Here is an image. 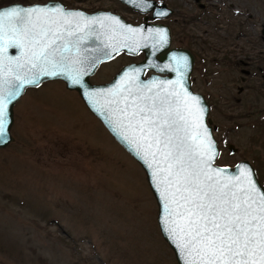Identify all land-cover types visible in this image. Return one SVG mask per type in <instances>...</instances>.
Returning <instances> with one entry per match:
<instances>
[{"label":"rangeland","instance_id":"374dc122","mask_svg":"<svg viewBox=\"0 0 264 264\" xmlns=\"http://www.w3.org/2000/svg\"><path fill=\"white\" fill-rule=\"evenodd\" d=\"M202 1V19L185 7V31L200 38L193 88L212 104L217 165L248 160L264 186V0ZM140 59L118 54L91 82ZM65 87L42 82L14 106V142L0 149V264H177L142 166Z\"/></svg>","mask_w":264,"mask_h":264},{"label":"snow or ice","instance_id":"6c2138e0","mask_svg":"<svg viewBox=\"0 0 264 264\" xmlns=\"http://www.w3.org/2000/svg\"><path fill=\"white\" fill-rule=\"evenodd\" d=\"M131 2L144 10L152 7L150 0ZM103 20L120 24L115 16L86 17L62 7H12L0 12V143L8 139L9 105L26 85L38 84L40 75H60L56 69L69 65H84L73 69L71 78L73 84L82 83L89 57L79 47L85 37L77 33ZM127 31L143 30L128 27ZM150 35L166 42L165 32ZM13 48L19 50V56L9 55ZM96 63L91 60V66ZM177 84L183 88L182 82ZM145 87L151 91L150 86ZM121 90L118 85L109 94ZM128 95H132L131 89ZM169 96L180 97L177 107ZM124 99L126 107L121 111L133 130L132 139L153 162L159 155L166 165L154 175L164 185L165 231L177 242L185 264H264V192L250 168L241 167L238 175L224 180L220 177L225 169L211 168L218 153L201 122L204 109L199 107V98L185 91L183 96L180 92L163 97L142 95L130 106L127 97ZM161 172L165 173L162 178Z\"/></svg>","mask_w":264,"mask_h":264},{"label":"water","instance_id":"95a60500","mask_svg":"<svg viewBox=\"0 0 264 264\" xmlns=\"http://www.w3.org/2000/svg\"><path fill=\"white\" fill-rule=\"evenodd\" d=\"M62 7L60 4H45V5H31L24 6L22 4L13 3L4 7H0V12L7 11L12 7ZM65 9V8H64ZM66 12H83L86 17L106 16L111 15L119 19L120 24H115L109 20H103L94 24H90L88 28H85L83 32L77 33V36H83L85 39L80 43L79 47L84 56L89 57L87 62L88 74L84 75L81 84H73L71 82L72 75H74L73 69L76 67H84V65H69L66 68H58L56 71L60 72L57 76H44L38 77L39 83L35 85H26L21 91V95L9 105V133L8 139L4 143H0V149L7 147L10 143L14 142V136L12 135L11 127L14 119V106L21 99V96L26 90L30 88H36L41 85L42 82L49 80H60L66 86L65 88L70 91H75L79 95L81 101L89 112L97 116L99 122L104 125L108 133L112 135L113 139L123 147V149L132 156V158L142 167L146 176V181L150 190L155 197L157 209V225L160 228V234L168 246L172 249L177 264H185L183 259V253L177 248V242L170 238V234L165 231L164 220L168 217L167 202L164 198V185L159 183V178L154 175L159 169L164 168L166 165L159 155L156 157V161L153 162L152 158L146 155V150L139 147L132 139L133 130L128 127V121L125 119V114L121 109L126 107L125 97H127V105L130 106L133 99L142 95H159L161 97L172 92H180L183 96L186 93L199 98V107L204 109L202 116V124L204 129L207 130L209 138L214 142V150L218 155L211 161V168L213 169H225L226 171L220 177L221 180L227 177L235 176L239 174L241 167H247L252 170L253 179L256 182L257 187L264 192V186L261 180L257 176V170L251 165L248 160H241L234 165H217V158L221 154L218 141L214 136V128L212 125L213 120L209 118V105L208 100L201 94L192 89L191 74L194 70V56L183 48H170V41L172 40L170 30L168 26L164 25H138L126 23L122 18L106 13H87L85 11L76 9H65ZM170 10L167 11L169 13ZM123 25L124 27H121ZM137 28L143 31L138 33H130L127 28ZM156 32H165L167 34L166 42H160L159 38L150 35ZM264 34V31H262ZM77 37H72L76 39ZM136 48L135 51L132 49ZM127 55L144 54V58L139 62H133L125 64L113 75V77L101 83L91 82V77L96 74L98 68L108 61L112 60L114 56L124 53ZM110 53V55H106ZM74 54V53H73ZM9 55L16 57L20 55L19 50L9 49ZM175 57V59H174ZM186 58V59H184ZM95 59L97 63L95 66H91V60ZM155 65V67H153ZM133 69H139L138 72H133ZM36 71H39L37 69ZM147 71H153V74L146 75ZM31 75V74H30ZM130 76H134L135 79H129ZM156 82L155 84L153 82ZM182 82L183 88L177 84ZM121 87V91L115 94H109L113 92L117 86ZM150 86L151 91L145 87ZM132 90V95H128V90ZM89 93H95L91 98ZM169 99L173 101V107L179 105L180 97L169 96ZM125 137H128L126 139ZM226 148L232 154L238 152L237 148L233 144H227ZM195 163V161H193ZM150 165H152L150 167ZM157 165L159 167H157ZM165 173H160L162 178Z\"/></svg>","mask_w":264,"mask_h":264},{"label":"flooded vegetation","instance_id":"af4514ba","mask_svg":"<svg viewBox=\"0 0 264 264\" xmlns=\"http://www.w3.org/2000/svg\"><path fill=\"white\" fill-rule=\"evenodd\" d=\"M49 2L53 4H60L65 9H81V11H85L87 13H97L103 11L116 15L125 20L126 23L132 25L134 24L135 26L142 25L144 23L145 25L155 24L168 26L169 28H171L170 34L172 38V40L170 41V48L188 49V51L194 56L196 61V55L189 48V46L195 45L197 39L198 41H200V38L192 36L189 37L185 31V23L190 22V20L192 19V17L185 16V7H188V9H194L196 6H198V9L201 11L199 16L195 15L198 20L204 18V12L206 11L207 7H209V5L207 3H204V1L202 0H150L152 7L148 8L147 10L137 7L134 3L131 2V0H0V7L11 5L13 3L22 4L24 6H31L38 4L45 5L49 4ZM168 10H170L169 13H167ZM159 12H165L166 15L158 16L157 13ZM138 55L141 57V59L138 61H141L144 58V54L140 53ZM196 61H194V67ZM246 65L247 64L245 63L244 66ZM153 73V71H147L146 75ZM241 78V80L244 82L245 78ZM193 81L194 79H192L191 81L192 89H194ZM242 89L243 87L240 89V91Z\"/></svg>","mask_w":264,"mask_h":264},{"label":"trees","instance_id":"16d2710c","mask_svg":"<svg viewBox=\"0 0 264 264\" xmlns=\"http://www.w3.org/2000/svg\"><path fill=\"white\" fill-rule=\"evenodd\" d=\"M208 104H209V106H211V107H212V104H211V103H208ZM259 176H260V175H259ZM259 176H258V177H259Z\"/></svg>","mask_w":264,"mask_h":264}]
</instances>
